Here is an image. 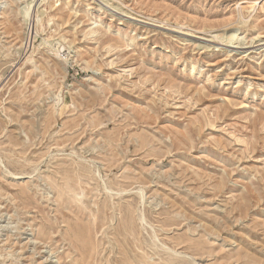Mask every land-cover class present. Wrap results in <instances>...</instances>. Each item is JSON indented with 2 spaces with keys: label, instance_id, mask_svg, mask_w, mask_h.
<instances>
[{
  "label": "rangeland",
  "instance_id": "rangeland-1",
  "mask_svg": "<svg viewBox=\"0 0 264 264\" xmlns=\"http://www.w3.org/2000/svg\"><path fill=\"white\" fill-rule=\"evenodd\" d=\"M150 263L264 264V0H0V264Z\"/></svg>",
  "mask_w": 264,
  "mask_h": 264
},
{
  "label": "bare ground",
  "instance_id": "bare-ground-1",
  "mask_svg": "<svg viewBox=\"0 0 264 264\" xmlns=\"http://www.w3.org/2000/svg\"><path fill=\"white\" fill-rule=\"evenodd\" d=\"M107 2H108V1H107ZM30 7H31L30 5H26V6L24 7V13H25V15H26L27 17H29L28 15H30V12H29ZM129 18H132V17H129ZM187 35H188V34H187ZM57 44H58V43H57ZM164 150H165V149H164ZM216 185H217V184H216ZM219 185H220V184H219ZM219 185H218V187H220ZM216 187H217V186H216ZM124 222H125V221H124ZM124 222H123V223H124ZM210 228H211V227H210ZM212 228H213V227H212ZM210 230H211V229H210ZM147 254H148V253H147ZM92 255H93V254H92ZM127 255H128V254H127ZM143 255H144V254H143ZM134 256H135V255H134ZM141 257H142V256H141ZM145 257H146V256H145ZM136 258H137V257H136ZM129 260H130L129 263H131L132 260H131L130 258H129ZM139 260H141V259H139ZM134 261H135V260H134ZM149 262H150V261H149ZM150 264H151V263H150ZM195 264H196V263H195Z\"/></svg>",
  "mask_w": 264,
  "mask_h": 264
}]
</instances>
